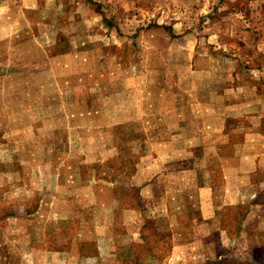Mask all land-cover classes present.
Instances as JSON below:
<instances>
[{"label": "rangeland", "instance_id": "374dc122", "mask_svg": "<svg viewBox=\"0 0 264 264\" xmlns=\"http://www.w3.org/2000/svg\"><path fill=\"white\" fill-rule=\"evenodd\" d=\"M162 25L177 32L171 33V39L179 33L186 34L184 43L178 41L183 47L177 44V49L183 52L172 55L173 61H170L181 64L182 58L185 59L186 76L180 78L188 82L196 77H190L188 71V52L194 46L205 68L200 74L203 88L210 80L215 81L216 86L228 77L231 82L234 80L235 87L244 82L264 92V0H0V163L8 164L0 166V251L4 256L0 264H63L67 255L102 251L96 239L101 231L89 230L92 223L88 215L80 235L69 237L59 230L60 227L59 231L46 227L41 232L46 237L45 246L18 242L17 239L29 235L28 227L37 220L41 225L35 213L40 204L47 207L43 216L47 219L59 217L57 212H50L51 207L93 209L108 200L104 197L114 193L125 197L126 202L131 198L132 205L136 201L141 207V198L134 189L139 183L131 184L129 189L123 184L104 183L105 187L99 188L95 197L86 198L77 189L72 199L57 198L54 193L66 190L67 184L60 183L57 187L51 180L34 183L37 180L33 175L34 167H29L27 158L44 147L50 125L66 122L60 115L61 102L66 99L61 98L55 104L50 102V97H66L74 94V89L67 91L57 80L66 76L80 78L84 74L89 87H76V97L87 90L93 95L103 93L104 89L98 88L93 81H106L107 91L119 87L120 77L128 73L129 63L145 60L138 47V40L145 38L142 32L149 28L159 29ZM208 64L213 68L209 69ZM225 64H229L228 71ZM173 73L181 74L170 72V77ZM47 108H54L52 119L45 118ZM36 126H41L44 134L39 135V128L36 133ZM139 145L135 144L137 153L142 155L136 158L149 154L139 152L145 148ZM15 150L23 151L20 157L15 158L12 153ZM119 154V158L113 160L116 166L128 158L124 153ZM103 169L106 171L108 167ZM106 175L120 178L122 173L116 167H109ZM138 176L137 182L145 178L140 173ZM214 179L215 194L220 200L225 182L218 174ZM233 183L228 186L233 187ZM186 187L187 193L193 192L189 183ZM228 201L226 196L219 203L226 204L222 205L219 215V224L225 232L219 227L215 237L213 231L207 230L203 239L205 237L212 244L193 249L191 253L188 250L184 264H264V189L257 202L260 206L227 205ZM176 206L170 203L168 207L174 212ZM191 209L195 221L203 226L210 225V219L199 217L197 205ZM187 213H181L180 208V214L170 213L163 221L156 220L157 216L151 217L145 227L153 229L166 222L163 228L170 231L171 225L172 229L176 227L177 218L183 226L192 222ZM93 219L97 221V217ZM184 232L190 235L188 230ZM143 237L150 245H139L137 253L151 251L158 255L155 258L170 253L169 239L159 237L155 240L146 234ZM110 247L107 248L111 250Z\"/></svg>", "mask_w": 264, "mask_h": 264}, {"label": "crops", "instance_id": "0c3cea01", "mask_svg": "<svg viewBox=\"0 0 264 264\" xmlns=\"http://www.w3.org/2000/svg\"><path fill=\"white\" fill-rule=\"evenodd\" d=\"M165 27L162 25L159 29L149 28L142 32L145 38L138 40V47L145 60L138 64L129 63L128 73L120 77L119 87L107 91L106 81H93L98 88L104 89L103 93L93 95L87 90L76 97V87H89L84 74L80 78L66 76L57 80L67 91H75L66 97H50V102L55 104L61 98L66 99L61 102L60 113L66 122L57 121L50 125L44 147L27 158L29 167H34L33 175L37 179L34 183L51 180L57 187L60 183L67 184L66 190L54 193L57 198L72 199L77 189L86 198L95 197L97 191L105 187L104 183L123 184L128 189L131 184L139 183L134 189L141 198V207L136 201L132 205L131 198H127V205L125 197L114 193L104 197L108 200L93 209L51 207L50 212H57L59 217L47 219L43 218L47 207L40 204L35 213L41 225L37 220L28 227L29 235L17 239L18 242L45 246L46 237L41 232L46 227L61 230L69 237L80 235L88 215L92 223L89 230L101 231L96 239L102 251L99 254L67 255L63 264H168L170 261L184 264L188 250L191 253L193 249L212 244L205 237L203 239L207 230L213 231L215 237L219 227L225 232L219 224V215L222 205L226 204L219 205L220 200L227 196L230 200L227 205L260 206L257 202L264 189V92L244 82L235 87L234 80L231 82L228 77L223 84L221 81L216 86L215 81L210 80L203 88L200 74L205 68L194 46L188 52V71L190 77H196L188 82L180 78L186 76L185 59L182 58L184 62L181 64L170 61H173L172 55L183 52L177 49V44L185 42L186 34L179 33L178 37L171 39V33L176 31ZM228 65H224L227 71ZM138 67L137 71L134 70ZM208 68L213 65L208 64ZM174 71L181 74L173 73L170 77V72ZM44 113H48L45 118L52 119L54 108H47ZM40 127L36 126L34 130L38 133L39 128V135H42ZM135 144L145 147L139 152L149 154L136 158L142 154L137 153ZM22 152L15 150L12 153L16 158ZM119 153L128 158L116 166L113 160L119 158ZM103 167L108 169L105 171ZM109 167L119 169L122 176L106 175ZM139 173L145 176L141 182H137ZM216 174L225 182L220 200L215 194ZM232 182L234 186H228ZM187 183L193 187V192L187 193ZM170 199L173 201L169 202ZM170 203L177 205L174 212L168 207ZM196 205L199 217L211 220L209 227L194 220L195 213L191 208ZM180 208L181 213L189 212L192 222L183 226L177 218L176 227L172 229L171 225L170 231L163 228L166 222L153 229L145 227L151 217L157 216L156 220L163 221L170 213L180 214ZM95 217L97 221L93 219ZM184 230L190 235H185ZM144 234L155 240L159 237L169 239L170 253L161 258H155L158 255L151 251L137 253L139 245H150L147 239H143ZM2 255L0 251V263L4 259Z\"/></svg>", "mask_w": 264, "mask_h": 264}]
</instances>
